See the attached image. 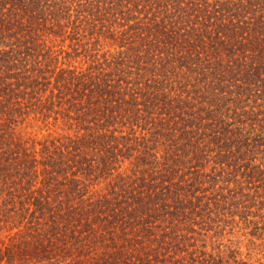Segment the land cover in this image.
Wrapping results in <instances>:
<instances>
[{
  "label": "trees",
  "instance_id": "16d2710c",
  "mask_svg": "<svg viewBox=\"0 0 264 264\" xmlns=\"http://www.w3.org/2000/svg\"><path fill=\"white\" fill-rule=\"evenodd\" d=\"M236 183H264V0H0V264H222Z\"/></svg>",
  "mask_w": 264,
  "mask_h": 264
},
{
  "label": "rangeland",
  "instance_id": "374dc122",
  "mask_svg": "<svg viewBox=\"0 0 264 264\" xmlns=\"http://www.w3.org/2000/svg\"><path fill=\"white\" fill-rule=\"evenodd\" d=\"M35 126H24L19 132L27 139L40 133L42 124L35 123ZM257 159L260 160L259 157ZM234 185L243 189L242 195L246 194L248 201L240 194L233 213L203 219L206 225L202 231L206 239L205 251L223 258L222 264L226 261L229 264H264V183ZM102 187L97 186L95 190Z\"/></svg>",
  "mask_w": 264,
  "mask_h": 264
}]
</instances>
